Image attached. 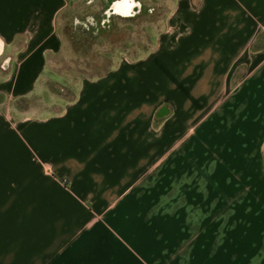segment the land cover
<instances>
[{"label": "crops", "instance_id": "0c3cea01", "mask_svg": "<svg viewBox=\"0 0 264 264\" xmlns=\"http://www.w3.org/2000/svg\"><path fill=\"white\" fill-rule=\"evenodd\" d=\"M73 2L0 0V37L18 58L0 77L9 102L42 94L25 88L45 82ZM167 4L165 31L145 56L81 81L55 112L39 110L16 127L0 113V264H98L115 234L134 254L119 264L158 263L154 251L139 250L146 241L165 256L178 249V264H264V0ZM191 134L193 190L185 182L177 196L171 240L169 204L165 228L154 225L153 209L165 198V164ZM244 150L229 176V152ZM212 206L227 216L224 235L179 240L184 224L199 231Z\"/></svg>", "mask_w": 264, "mask_h": 264}, {"label": "rangeland", "instance_id": "374dc122", "mask_svg": "<svg viewBox=\"0 0 264 264\" xmlns=\"http://www.w3.org/2000/svg\"><path fill=\"white\" fill-rule=\"evenodd\" d=\"M139 1H141L143 5L149 7L150 11L141 14L135 19H117L110 32L99 37H93L75 29L73 19L75 16H79L85 11L86 5L82 3V0H74L72 6L65 12L60 25L64 47L62 51L55 56H48L51 64H56L58 68L52 69L50 67L51 64L48 65V71L45 72V82L42 83L38 81L33 87L25 88L26 90L28 89V92H33V94H42L39 96H33L28 104L26 103L24 105L22 103V105H20L16 104V102H9L6 95L0 93V113L7 116L10 125L16 127L20 122H23L25 117L35 116L41 110L47 112L57 111L61 107V104H65L74 98L81 81L86 78L101 75L125 58L137 59L149 53L154 48L159 35L165 31V17L168 12V0ZM170 1L171 0H169V2ZM89 9L97 12L99 11V4L89 6ZM24 42L25 41L23 40H18L16 42V47L21 46ZM11 50L12 48H7L3 59L6 57L10 58L9 55ZM3 59L0 61L1 78H5L12 72L13 63L18 60V58L15 61L13 59L10 73L6 74V72L1 69ZM50 75H52L54 80L62 82V86H60L63 93L60 95L61 99L57 102L58 104H54L55 100L53 94L50 92V88L53 85V83H50V78H47ZM195 124L196 121L194 122V125ZM236 124L237 126H240L243 123L242 121L237 120L235 126ZM193 134H191V138L187 142L185 151L183 150L182 152L176 153L168 163L165 164V198L163 200H158L159 209L157 207L153 209L154 215L152 218L154 225L165 228V217H167L166 214L168 210L166 207L169 204L170 209L168 210V213L171 214V240L177 238L176 227L174 226L177 221L176 218L172 217L173 213L177 214V196L183 190L182 188L184 187L185 182L186 192H192L193 190V184L188 183L190 181L192 182L194 177L195 142L193 140ZM252 137L257 139L256 141L258 142L261 136ZM237 139V136H233L229 141L230 144H235ZM229 153L231 154V157L228 160V165L230 167L227 171H224L230 176V174H235L236 170L234 165L237 166L239 160L242 159L241 157L246 158L247 153L245 150L232 151ZM258 159L264 163L262 144L259 147ZM230 164L233 165L232 168ZM228 187H231V185H228ZM239 187L240 186L235 183L232 185L231 189L233 188L234 190H237ZM158 210L159 213H163L161 216L156 215ZM220 211V206L216 207V211L213 209V206L203 211L198 219L201 224L199 231H194V226L190 224H184V229L179 233L178 239L181 241H193L195 238L198 241H202L204 238L210 239L212 236H216L214 233L215 229H217L216 232L219 231L220 238L221 235H224L221 230L223 229V223H225L227 218L225 215L219 216ZM215 212H217V215H215ZM188 218L189 217L187 216V219ZM251 226L253 227V225ZM252 227L250 228L251 230L253 229ZM60 234L61 232L59 231V247L63 244ZM163 235L165 236V232ZM119 242L121 243L123 241L118 234H115L114 237L110 235L107 237L104 251H100V261L98 264H119L118 259L123 261V259H126L125 257L134 256L131 252L133 249L127 247L124 248L122 246L124 243H121L120 246ZM144 244L146 246L139 250L145 253H152V251H154L155 255L159 257L156 261L158 262L159 260V262L155 264H178V249H171L170 254L165 256V250L163 248L157 247L155 244L154 247H151V243L148 241L144 242ZM63 248H59V250H62ZM59 254H61V251H59ZM161 256H164V258H161ZM89 259L90 261L86 264H97L92 258ZM121 264H141V262L139 261L135 263V261L132 260V263L121 262Z\"/></svg>", "mask_w": 264, "mask_h": 264}, {"label": "flooded vegetation", "instance_id": "af4514ba", "mask_svg": "<svg viewBox=\"0 0 264 264\" xmlns=\"http://www.w3.org/2000/svg\"><path fill=\"white\" fill-rule=\"evenodd\" d=\"M116 0H82L85 5V11L81 15H77L73 19V25L76 30L82 31L84 34L93 37L102 36L113 29L114 22L117 19H123L118 16L112 6ZM99 4V11H92L89 6ZM150 11V8L143 5L141 13L133 18L139 17L141 14Z\"/></svg>", "mask_w": 264, "mask_h": 264}, {"label": "water", "instance_id": "95a60500", "mask_svg": "<svg viewBox=\"0 0 264 264\" xmlns=\"http://www.w3.org/2000/svg\"><path fill=\"white\" fill-rule=\"evenodd\" d=\"M143 3L139 0H116L113 3L114 12L123 19L133 18L141 13ZM6 52V42L0 37V61L3 59ZM12 60L9 57H6L2 61V68L6 71V74L10 73V65ZM10 67V69H9ZM263 155H264V146H263Z\"/></svg>", "mask_w": 264, "mask_h": 264}, {"label": "trees", "instance_id": "16d2710c", "mask_svg": "<svg viewBox=\"0 0 264 264\" xmlns=\"http://www.w3.org/2000/svg\"><path fill=\"white\" fill-rule=\"evenodd\" d=\"M10 59L13 61L12 56H10ZM10 67H11V65H10ZM10 67H9V69H10ZM1 69L3 70L2 66H1ZM50 89L58 95H62V93H63L61 86L58 84H53ZM30 100H31V98H22V99L17 100L16 104L22 105V103H23L25 105L26 103L28 104L30 102Z\"/></svg>", "mask_w": 264, "mask_h": 264}]
</instances>
